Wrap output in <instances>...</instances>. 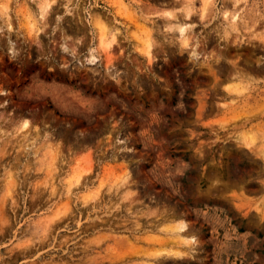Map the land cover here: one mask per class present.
<instances>
[{"label":"rangeland","instance_id":"obj_1","mask_svg":"<svg viewBox=\"0 0 264 264\" xmlns=\"http://www.w3.org/2000/svg\"><path fill=\"white\" fill-rule=\"evenodd\" d=\"M0 264H264V0H0Z\"/></svg>","mask_w":264,"mask_h":264},{"label":"bare ground","instance_id":"obj_2","mask_svg":"<svg viewBox=\"0 0 264 264\" xmlns=\"http://www.w3.org/2000/svg\"><path fill=\"white\" fill-rule=\"evenodd\" d=\"M47 7H48V3H44V5L41 7V11L46 10ZM101 37H102V35H101ZM102 41L103 40L101 38V41L100 42L102 43ZM142 45L143 46H142V49L141 50H143L145 53H149V44H148V42L146 40H143V44Z\"/></svg>","mask_w":264,"mask_h":264}]
</instances>
